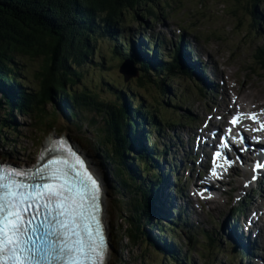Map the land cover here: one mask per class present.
<instances>
[{
    "label": "trees",
    "instance_id": "1",
    "mask_svg": "<svg viewBox=\"0 0 264 264\" xmlns=\"http://www.w3.org/2000/svg\"><path fill=\"white\" fill-rule=\"evenodd\" d=\"M212 4L214 0H0V110L5 108L7 115L15 112L29 118L34 128L46 124L48 116L57 119L55 111H58L67 128L80 134L83 129L85 133L90 131L88 145L107 169L109 188L119 198L118 206L114 207L122 222L117 226V233L131 245L143 240L145 227L147 234L150 229L163 233L162 220L154 218L149 199L153 197L152 202L158 206L161 166H168L159 163V157L163 155L165 159L167 150L160 154L156 147H151L141 153L139 143L142 138L148 140L152 130L159 132L163 124L157 119V113L131 89L119 87L103 77L101 83L93 84L88 75L91 70L104 74L105 54H108L111 59H119V65L125 60L132 61L139 73L137 83L142 85L145 77L147 84L161 88L164 95L162 86L176 79L192 80L176 57L179 46L174 48L171 62L151 65L148 58L140 59L141 63L131 55L132 49L119 46L117 41L126 24L140 22L141 18L152 20L157 16L156 11L167 9L172 10L173 18L181 25L180 41L182 35L196 27L194 13L205 17ZM222 4L238 24L243 16L251 17L253 24H257L256 30L264 22V12L259 11L264 7V0H222ZM162 45L157 39L158 57ZM142 50L147 55L151 51ZM253 56L256 66L264 72V43L255 49ZM38 59L40 64L32 74L36 86L29 87L21 72L27 66L25 62ZM151 72L155 79L165 75L167 80L161 79L157 84L148 76ZM97 86L101 91H97ZM102 92L113 100L102 99ZM49 104L53 105L51 113L46 111ZM187 119L191 122L192 116L188 115ZM14 127L13 117L0 119V133ZM133 138L139 140L136 147L132 144ZM0 139L6 141L5 136L0 135ZM167 226L174 228L171 223ZM208 240L212 241L211 237ZM161 242L163 247H156L163 249L161 253L168 255L174 264L177 251L169 252L170 246ZM236 257L239 258L238 252Z\"/></svg>",
    "mask_w": 264,
    "mask_h": 264
},
{
    "label": "rangeland",
    "instance_id": "2",
    "mask_svg": "<svg viewBox=\"0 0 264 264\" xmlns=\"http://www.w3.org/2000/svg\"><path fill=\"white\" fill-rule=\"evenodd\" d=\"M215 1L217 0H214V4H212L205 17L201 16L198 12L194 13L193 19L197 20V24L193 30L185 33L188 39L184 40L183 50L193 55L191 60H198V69H203L201 71L209 82L218 84L222 80L225 83L223 88H220L218 85L217 90L215 92L211 91L209 94L192 77V80L176 79L170 85L162 86L166 91L164 95L161 93L163 92L161 88L158 89L154 84H147V78L145 77L142 78V85L137 83V79H130L124 82L118 71L120 60L111 59L108 54H105L106 63L104 65V74H100L97 70H91L88 75L91 77L93 84L101 83L103 77L104 80L115 83L119 87L123 86L125 89H131L134 95L139 96L151 111L157 113L159 116L157 119L161 121L163 128L159 132H156L155 129L152 130L148 143L144 144V146L146 149L156 147V152L160 154L164 150H167V155L164 158L171 165L176 163L178 166V160L182 157L183 152L188 149V140H190L192 146L198 142V139H193L195 137V130L192 128V126H197V124L195 125V122H187L189 114H196L197 117L202 116L203 118L208 114L218 115L224 112L223 108L228 110L232 101V89L239 95V98L237 100L234 99V102L238 101L240 109H244L245 106L248 110L256 104L264 107V72L256 66L253 56L255 49L264 43V22L261 23L259 30H256L257 24H253L251 17L243 16L241 23L238 24L230 16L228 8L222 4V0H218L219 2L216 3ZM171 11L168 9L164 10V12L156 11L157 16L152 20L141 18L140 22L126 24L123 30H121L122 35L117 41L118 45L123 47L128 46L129 49H132L133 45L135 47V43L139 41V38H142L141 40L151 50L148 52V58H151L154 44L158 39L164 44L158 50V62H171V58L175 56L174 48L181 44L178 31L181 25H179L176 18H173ZM194 11H197V7ZM259 11L264 12V7L259 8ZM143 22L146 24H143ZM141 47H139L140 52L143 51ZM178 51H181L180 48ZM122 57L121 54L120 58ZM40 61L38 59L25 62L27 66L23 68L21 73L22 77H25L24 81L29 83V87L36 86L32 74L39 66ZM139 61L141 62V60ZM191 71H194V69H190ZM148 76L152 81L157 82V84L161 83V79L167 80L165 75L155 79L152 72ZM231 81H235L236 85L233 86ZM163 83L166 84L165 82ZM96 88L97 91H101L100 86ZM198 89L202 90L203 95H200ZM222 93H225V95L223 96ZM100 96L107 101L113 100L112 97L104 92L100 93ZM246 96L248 100L243 99ZM0 101H2L1 98ZM216 107L219 112L213 113ZM257 110L260 112L261 108H257ZM7 111L5 108L0 110V119L9 120L10 117H13L15 127L12 129H4L0 133V135L6 138V141L0 139L1 163H10L22 167L31 166L37 161L38 155L49 144L50 140L53 138L68 137L74 146L81 153H84L96 168L98 167L97 169H102V174L104 173L102 178L104 179L105 177L106 179L102 187L104 205L103 219L106 225L109 244L107 264H173L168 255L161 253L163 249L156 247V243L155 245L153 244V240L149 238V236L152 237L151 231L148 234L146 233L148 228L145 227V230L143 229V240L135 241L133 245L126 238L122 239L120 234L117 233V226L122 224L114 208L118 206L119 198L118 196H114L112 190L109 188L107 169L96 158L93 150L88 145V141L92 137L90 131L85 133V129H83V132L80 134L72 128H67L65 122L60 118L58 111H55L57 119L53 120L51 116H48L46 118V124L38 126L37 128H34L29 118L19 116L15 112L7 115ZM46 111L51 113L53 111V105H47ZM48 123L50 125H47ZM213 126H210L204 134L210 132ZM202 132L204 131L199 130L200 134ZM143 143V140L140 139V144L142 145L141 153H146ZM162 160L163 155L159 157V163ZM194 169L189 176L192 179V183L194 182L193 177L195 175L198 176L199 171L197 167ZM187 172L188 170L180 171L179 178L181 179V184L185 176L189 173ZM172 177L174 179V175ZM233 180L234 178L232 177L228 181L230 183ZM192 183L188 182L186 185L189 187V193L192 191ZM260 183L257 184V187H259ZM161 185L158 186L160 187ZM228 185L231 186L223 185L219 191L221 195L217 200L215 199L216 201L212 202L213 200H211L210 205H204L201 211L199 210V213L190 215L186 222L183 221V214L180 220L177 218L176 209L172 213L174 217L164 216L166 219L170 218L178 222V224L174 225L175 230H173L174 228H169L167 222L163 219L162 215L164 213L166 214L167 209H163L164 199L162 196L160 205L163 211H154V218L162 220L160 224L163 226V233L154 229L153 231L156 234L155 238L157 240L160 239V241H165V243L167 241L169 246L172 244L174 245L175 251H179L177 255L178 259L174 264H252L248 262L246 255L242 258L243 260L236 257L238 250H233L232 241L227 240V234L231 227L229 219H227L226 227H221L220 223L223 221L224 216L219 214L218 211L225 208L226 213L229 214L232 208L240 210V201L244 195H248L254 201H259L264 188H261V192L255 196L254 194H250V190L245 185L244 190H238L231 183ZM167 191L170 196L175 195L174 191L170 189ZM189 193L185 192L186 195ZM152 199L153 197L149 199L151 207H153L154 203ZM208 236L211 237L212 241L208 240ZM120 238L121 242L118 244L117 241ZM189 238L191 239L190 242L188 241ZM113 245L115 246L113 247ZM260 253L264 256V252L260 251ZM249 261L251 260L249 259Z\"/></svg>",
    "mask_w": 264,
    "mask_h": 264
},
{
    "label": "snow or ice",
    "instance_id": "3",
    "mask_svg": "<svg viewBox=\"0 0 264 264\" xmlns=\"http://www.w3.org/2000/svg\"><path fill=\"white\" fill-rule=\"evenodd\" d=\"M231 123L235 125L237 118ZM220 139L223 142L225 137ZM56 145H65L59 149L65 155L52 157L39 170L37 182L23 186V191L15 181L4 185L0 176V189L7 188L6 195L0 193V264H86L89 258L102 255V224L89 210L95 206L102 184L87 158L76 153L66 138L55 141L52 150ZM216 155L219 152L213 160ZM41 207L55 227H46L43 236H37L36 228L23 217L28 209L38 213Z\"/></svg>",
    "mask_w": 264,
    "mask_h": 264
},
{
    "label": "bare ground",
    "instance_id": "4",
    "mask_svg": "<svg viewBox=\"0 0 264 264\" xmlns=\"http://www.w3.org/2000/svg\"><path fill=\"white\" fill-rule=\"evenodd\" d=\"M143 25V24H142ZM185 39H188V36L187 35H184L183 36V40H185ZM141 45L138 43V42H136L135 43V47H134V45H133V48H132V51H131V55H133V56H135V58L136 59H138V60H140V59H142V52H140L139 51V47H140ZM179 47H180V50L183 52H179V54H178V52H177V58L179 59L178 61H179V64H181V66L182 67H185V69H187V70H184V71H187V73H189L200 85H201V88L203 89V90H205V91H207V92H209L210 91V88H212V87H214V86H217V84H212L211 85V83H209V81H208V79H207V77H204V75H203V70L201 71V70H199L198 69V66H199V63H198V60H196V59H193V60H191L192 59V56L193 55H191V62L195 65L194 66V68L193 67H190L189 65H188V62H189V58L187 57V55L185 54V52H184V50L182 49L183 47L182 46H180L179 45ZM135 55H134V54ZM185 54V55H184ZM191 54V53H190ZM194 58V57H193ZM172 59V58H171ZM204 64V63H203ZM216 66V65H215ZM191 68H193L194 69V71H191L190 72V69ZM206 74V73H205ZM221 76V75H220ZM226 76V75H225ZM202 81H203V84H202ZM226 82V81H225ZM225 85V83H223V86ZM226 89V88H225ZM218 92V91H217ZM225 94V93H224ZM248 94V93H247ZM224 98V97H223ZM229 98V97H228ZM250 98V97H249ZM252 98V97H251ZM243 99H245V100H248V97L246 96V97H243ZM223 103V102H222ZM234 105H238V101L237 102H234ZM260 106V105H259ZM224 107V106H223ZM261 107V106H260ZM243 110V112L245 111V113L248 115L247 116V120H249L250 122H248V121H243V122H245L246 124H250V123H254V124H258V125H260V126H262V125H264V113H262L261 111L259 112L258 110H255L254 108H252L251 110H247L246 108H244V109H242ZM217 111V110H216ZM223 111H226L225 110V108H223ZM246 111H248V112H246ZM256 112H259V113H261V115H262V117L261 118H257L256 116H254V114L256 113ZM251 117V118H250ZM254 117V119H252ZM223 119H225L224 117H223ZM226 120V119H225ZM224 124H225V122L224 123H221L220 122V126H224ZM194 125V124H193ZM196 125V124H195ZM212 125H214L213 123H209V124H207V125H205L204 126V128H203V126L202 127H196V126H192V128H194V135H195V137H196V139H198V142L197 143H195V145L194 146H192L191 145V142H190V140H188V142H187V147H189V149L190 150H192V151H195V152H199V150H202V152H203V154L205 155V152H206V146L204 145V142H205V139L207 138V136L210 138V137H213L214 138V140H215V146L216 145H218V144H216V140H217V135L216 134H212V133H210V132H208L207 134H204L207 130H208V128L210 127V126H212ZM197 128V129H196ZM239 128H240V124L237 126V127H234L233 128V130H232V133L233 132H236V131H238L239 130ZM168 130V129H167ZM199 130H202V131H204V132H202V134H200L199 133ZM255 134H257L258 136L259 135H264V130H254L253 131ZM199 133V134H198ZM198 137V138H197ZM55 138H53L52 140H54ZM52 140H50L49 141V143H51L52 142ZM133 140H134V142L132 143L133 144V146L134 147H136L137 146V144H138V139L137 138H133ZM197 141V140H196ZM194 142V141H193ZM192 142V143H193ZM139 143H140V141H139ZM142 146V145H141ZM211 147H213V145L211 146ZM189 154H192L191 152H187L186 153V156H188ZM82 155L84 156V157H86L87 158V162H88V164L91 166V169L93 170V172L97 175V177L100 179V181H101V184H102V186H104V184H105V182H106V179H105V177H104V179L102 178V171L101 170H99V169H97L96 168V166H94L91 162H90V159L84 154V153H82ZM203 162V161H202ZM261 166L264 168V164H261ZM163 182H164V180H163ZM168 189H170V190H172L173 191V189H171V187H168ZM174 189H175V187H174ZM176 189H177V191H182V189L181 188H179V187H176ZM181 189V190H180ZM159 191V190H158ZM188 193V192H187ZM188 199V198H187ZM263 199V201H264V197L262 198ZM188 202H190L191 203V200L190 199H188ZM189 203V204H190ZM198 206L199 208V210L201 211V209H202V206L199 204V201H198V199L195 201V203L193 204V206ZM213 205V204H212ZM154 207V211H155V206H153ZM190 207H191V209H192V206H191V204H190ZM103 209H104V205H103ZM217 209V208H216ZM216 209H215V211H216ZM244 212L246 213L245 215H242V217L239 219V220H237V219H232L231 217H230V219H229V216H230V212H229V214L228 213H226V209L224 208H222L221 210H219L218 211V213L219 214H221V215H223L224 216V218H223V221L220 223V225H221V227H226V222H227V219H229V222H230V225H231V227H230V229H229V233L227 234V240H229V241H232L233 242V245H235V240L237 239V237L239 238V241H240V243H241V245H243V247H245V249L246 248H248V249H254V247H252V246H250V242H251V239L249 238V235L252 233V235L255 233L256 234V239H257V249L255 250V256H254V258H255V261L252 263V264H264V256L262 255V253H260V251L261 252H264V241H263V237H264V235H263V232L261 231L260 232V228H259V224H260V222H259V219H258V216H259V213L258 212H254V213H252L251 214V211H250V209H246V210H244ZM227 214V215H226ZM214 218V217H213ZM248 223H249V226H248V229H249V231H250V233H247L246 232V229H245V231L243 232V234L239 231V229H238V227H240V226H243V224H245V226L244 227H247V225H248ZM151 235H152V237L151 236H149V238L150 239H153V243H156V245L157 246H163V244L161 243V241H160V239L159 240H157L154 236H153V234L151 233ZM215 244V243H214Z\"/></svg>",
    "mask_w": 264,
    "mask_h": 264
},
{
    "label": "water",
    "instance_id": "5",
    "mask_svg": "<svg viewBox=\"0 0 264 264\" xmlns=\"http://www.w3.org/2000/svg\"><path fill=\"white\" fill-rule=\"evenodd\" d=\"M118 71H119V74L122 76L124 82H127V81H129L130 79H136V78H138V76H139L138 71H137L136 68L133 66V63H132V61H130V60H125L124 62H122V63L119 65ZM56 139H58V138H56ZM56 139H54V140H56ZM66 139H67L68 142H70V144L74 145V144L72 143V141L70 140V138L66 137ZM54 140H52V141H54ZM48 145H50V143H49ZM48 145H47V146H48ZM47 146H46V147H47ZM91 171H93V170L91 169ZM95 175H96V174H95ZM96 176H97V175H96ZM102 188H103V187H102Z\"/></svg>",
    "mask_w": 264,
    "mask_h": 264
}]
</instances>
